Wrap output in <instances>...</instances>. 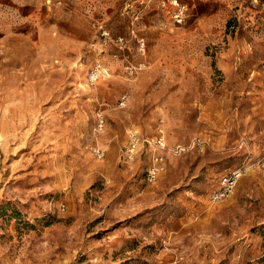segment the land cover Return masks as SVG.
Instances as JSON below:
<instances>
[{"label":"rangeland","instance_id":"obj_1","mask_svg":"<svg viewBox=\"0 0 264 264\" xmlns=\"http://www.w3.org/2000/svg\"><path fill=\"white\" fill-rule=\"evenodd\" d=\"M180 1L0 0V264H264L263 2Z\"/></svg>","mask_w":264,"mask_h":264},{"label":"built area","instance_id":"obj_2","mask_svg":"<svg viewBox=\"0 0 264 264\" xmlns=\"http://www.w3.org/2000/svg\"><path fill=\"white\" fill-rule=\"evenodd\" d=\"M255 1L256 3L263 2L262 8H264V1ZM170 3L172 4L173 19L176 23L183 24L187 16V4L180 0H170ZM163 4H166V0H163ZM99 125L103 126V118L100 119ZM146 144L153 150V154L151 156V162L146 169L145 179L148 183H154L166 167L164 151L167 150V146L163 136V129L159 128L157 136L153 138H144L138 128L130 126L127 131V143L125 146L127 156L133 160ZM94 152L99 157H103L105 154L104 150L101 148H96ZM250 164H242L224 173L220 178L218 187L212 191L210 199L213 202H220L227 198L235 189L238 181L251 166L264 169V154L257 161Z\"/></svg>","mask_w":264,"mask_h":264},{"label":"bare ground","instance_id":"obj_3","mask_svg":"<svg viewBox=\"0 0 264 264\" xmlns=\"http://www.w3.org/2000/svg\"><path fill=\"white\" fill-rule=\"evenodd\" d=\"M183 148V147H182Z\"/></svg>","mask_w":264,"mask_h":264}]
</instances>
